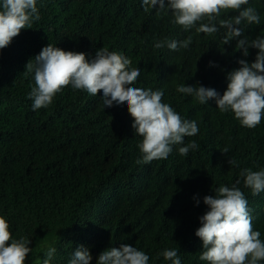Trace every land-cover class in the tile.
Wrapping results in <instances>:
<instances>
[{"label": "trees", "instance_id": "1", "mask_svg": "<svg viewBox=\"0 0 264 264\" xmlns=\"http://www.w3.org/2000/svg\"><path fill=\"white\" fill-rule=\"evenodd\" d=\"M36 4L40 19L0 50V216L13 239L30 240L24 264H43L48 247L56 249L49 264H69L81 245L97 264L102 251L122 243L145 252L148 264H171L158 256L165 249L176 250L181 264H209L199 259L202 241L195 231L208 210L203 197L221 185L241 189L253 230L264 241V191L253 195L240 176L244 169H264V119L246 128L234 113L221 112L214 99L201 104L176 90L199 84L222 96L226 74L240 59L254 62L258 50L249 48L244 57L236 39L223 45L225 29L212 35L184 30L172 23L171 11H145L141 0ZM250 6L260 23L239 27L249 40L264 38V0H249L242 8ZM236 15L229 10L220 18ZM188 36L187 49L154 47ZM48 44L83 52L89 60L99 48L129 58V67L140 69L133 86L162 90V102L183 119L195 120L199 132L173 145L167 159L138 164L142 137L131 127L126 102L105 107L102 91L91 95L68 85L48 107L33 110L34 74L25 65ZM192 141L198 148L180 155L179 147Z\"/></svg>", "mask_w": 264, "mask_h": 264}, {"label": "clouds", "instance_id": "2", "mask_svg": "<svg viewBox=\"0 0 264 264\" xmlns=\"http://www.w3.org/2000/svg\"><path fill=\"white\" fill-rule=\"evenodd\" d=\"M142 7L161 11H171L172 23L184 30L195 28L196 33L212 35L225 29L223 45L236 39V49H242L244 57L249 48L257 49L254 62L246 59L238 61L239 67L226 74L227 87L221 96L213 88L203 85L177 86V92L191 95L201 104L214 99L221 112H232L241 126L255 128L264 119V38L257 36L249 40L239 27L242 22L259 24L260 16L254 7L242 8L249 0H141ZM158 6V7H157ZM229 10L238 15L221 19V13ZM40 19L36 0H2L0 2V50L8 47L22 29H31L34 20ZM199 24V26H197ZM243 37V38H241ZM192 43L188 36L183 41L164 40L154 44L155 48L165 45L170 50L187 49ZM25 65V71L34 74L35 86L29 97L32 108L48 107L56 93L71 85L73 89L86 90L91 95L102 91L105 107L127 103V111L132 117L131 127L142 137L137 145L142 159L136 163H150L167 159L173 145H183L184 138L199 132L195 120L183 119L169 104L162 102V90L134 87L140 75L139 68H130L131 60L122 54L99 48L89 60L86 54L65 51L48 44ZM214 66L213 62H209ZM195 141L181 146L178 152L186 156L190 149H196ZM228 150L225 148L222 153ZM229 164L236 165L229 159ZM240 176L244 186L253 195L264 191V169L253 171L244 169ZM240 181L236 183L239 184ZM214 195L203 197L207 211L199 217L200 227L195 235L202 241L200 260L209 264H258L264 260V241L261 233L254 231L252 216L247 207V199L236 184L232 187L221 185ZM194 199H196L194 197ZM200 201L197 199L196 204ZM10 226L4 216H0V264H24L32 251L27 238L13 239ZM56 249L48 247L43 264H49ZM162 255L171 264H181L176 250L165 249ZM92 255L83 245L76 248L69 264H91ZM149 256L136 247L121 244L102 251L97 264H148Z\"/></svg>", "mask_w": 264, "mask_h": 264}]
</instances>
